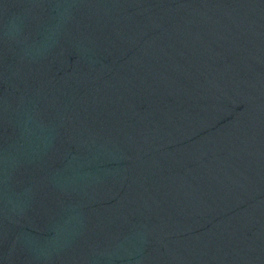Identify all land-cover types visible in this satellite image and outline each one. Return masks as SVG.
Listing matches in <instances>:
<instances>
[{"label":"water","instance_id":"water-1","mask_svg":"<svg viewBox=\"0 0 264 264\" xmlns=\"http://www.w3.org/2000/svg\"><path fill=\"white\" fill-rule=\"evenodd\" d=\"M0 264H264V0H0Z\"/></svg>","mask_w":264,"mask_h":264}]
</instances>
